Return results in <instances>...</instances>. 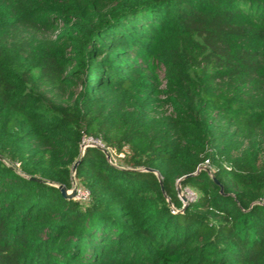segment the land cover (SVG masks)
<instances>
[{
	"label": "trees",
	"instance_id": "trees-1",
	"mask_svg": "<svg viewBox=\"0 0 264 264\" xmlns=\"http://www.w3.org/2000/svg\"><path fill=\"white\" fill-rule=\"evenodd\" d=\"M0 264H264V0H0Z\"/></svg>",
	"mask_w": 264,
	"mask_h": 264
},
{
	"label": "built area",
	"instance_id": "built-area-1",
	"mask_svg": "<svg viewBox=\"0 0 264 264\" xmlns=\"http://www.w3.org/2000/svg\"><path fill=\"white\" fill-rule=\"evenodd\" d=\"M88 147H98L101 149H105L108 161L110 162V164H112L114 166H119L117 158L124 157L123 154H117L115 152V150L108 148L100 139H95L93 137H86L85 136L83 138V141L81 144L82 153H84V151ZM89 197H90L89 190H87L86 188H83V187L78 188V194H77V198H76L77 200H80L82 202H87L89 200ZM195 199H196V195H195V198L192 199V201H194Z\"/></svg>",
	"mask_w": 264,
	"mask_h": 264
},
{
	"label": "water",
	"instance_id": "water-1",
	"mask_svg": "<svg viewBox=\"0 0 264 264\" xmlns=\"http://www.w3.org/2000/svg\"><path fill=\"white\" fill-rule=\"evenodd\" d=\"M102 150L106 153L105 149H102ZM79 162H80V160L78 162H76L72 168V188L70 190H68L65 186H59L63 196L68 198V199H76L77 198L79 185H78L77 180H76V168H77ZM31 179L36 180V181H43V180H40V179H37L34 177ZM160 183L162 186V190L164 191L163 184H162L161 180H160Z\"/></svg>",
	"mask_w": 264,
	"mask_h": 264
},
{
	"label": "rangeland",
	"instance_id": "rangeland-1",
	"mask_svg": "<svg viewBox=\"0 0 264 264\" xmlns=\"http://www.w3.org/2000/svg\"><path fill=\"white\" fill-rule=\"evenodd\" d=\"M46 36L50 37V38H55V34L49 33L46 34ZM180 189V190H179ZM178 191H179V196L181 198V200L184 203H187L189 201H192V199L195 198V192L190 190V189H181L180 186L178 187Z\"/></svg>",
	"mask_w": 264,
	"mask_h": 264
}]
</instances>
